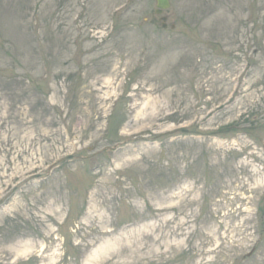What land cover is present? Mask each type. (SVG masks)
Instances as JSON below:
<instances>
[{
    "label": "rangeland",
    "instance_id": "374dc122",
    "mask_svg": "<svg viewBox=\"0 0 264 264\" xmlns=\"http://www.w3.org/2000/svg\"><path fill=\"white\" fill-rule=\"evenodd\" d=\"M156 8L0 0V264H264V0Z\"/></svg>",
    "mask_w": 264,
    "mask_h": 264
},
{
    "label": "water",
    "instance_id": "95a60500",
    "mask_svg": "<svg viewBox=\"0 0 264 264\" xmlns=\"http://www.w3.org/2000/svg\"><path fill=\"white\" fill-rule=\"evenodd\" d=\"M170 6V0H157V12L162 13L165 8H168ZM162 19L164 21L167 20L166 16H163ZM165 27L167 26V23L165 22L163 24Z\"/></svg>",
    "mask_w": 264,
    "mask_h": 264
}]
</instances>
